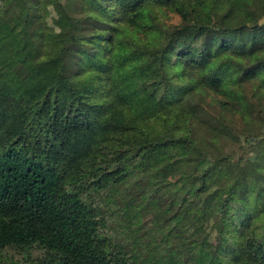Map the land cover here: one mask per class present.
<instances>
[{
  "label": "trees",
  "instance_id": "1",
  "mask_svg": "<svg viewBox=\"0 0 264 264\" xmlns=\"http://www.w3.org/2000/svg\"><path fill=\"white\" fill-rule=\"evenodd\" d=\"M260 136L264 0H0V264H264Z\"/></svg>",
  "mask_w": 264,
  "mask_h": 264
},
{
  "label": "rangeland",
  "instance_id": "2",
  "mask_svg": "<svg viewBox=\"0 0 264 264\" xmlns=\"http://www.w3.org/2000/svg\"><path fill=\"white\" fill-rule=\"evenodd\" d=\"M259 135H260V132H259ZM264 138V136H260V139H263ZM239 140H241V138H239Z\"/></svg>",
  "mask_w": 264,
  "mask_h": 264
}]
</instances>
